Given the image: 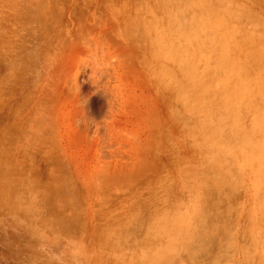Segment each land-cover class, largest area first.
I'll return each mask as SVG.
<instances>
[{
	"label": "rangeland",
	"instance_id": "rangeland-1",
	"mask_svg": "<svg viewBox=\"0 0 264 264\" xmlns=\"http://www.w3.org/2000/svg\"><path fill=\"white\" fill-rule=\"evenodd\" d=\"M12 1L0 0V264H264V118L257 126L247 110L225 136L208 137L197 116L205 108L186 113L169 88L178 64L153 58L169 36L155 23L168 22L163 9L152 12V0ZM195 1L224 14L221 33L233 30L241 62L264 45V0ZM185 56L181 66L195 62ZM204 68L201 79L212 80L215 68ZM229 164L237 180L223 184ZM148 241H160L155 253L143 249Z\"/></svg>",
	"mask_w": 264,
	"mask_h": 264
},
{
	"label": "bare ground",
	"instance_id": "bare-ground-1",
	"mask_svg": "<svg viewBox=\"0 0 264 264\" xmlns=\"http://www.w3.org/2000/svg\"><path fill=\"white\" fill-rule=\"evenodd\" d=\"M3 1V0H2ZM13 1H15V0H13ZM12 1V2H13ZM28 1V0H27ZM30 1V0H29ZM32 1H34V0H32ZM31 1V3H33ZM55 1V0H54ZM144 1V0H143ZM154 3H153V6L151 5V7H153V10H152V12L154 11V9H158V8H160V9H158V12H159V10H162L163 9V11L165 12L164 13V16H166L167 17V23L166 22H164V24H162V23H158L157 21H155V23L156 24H159V27H158V25H157V28L159 29V28H161L162 30H161V33L163 34V33H165V34H167V35H169L168 37H167V35H166V37L167 38H164V40H162L163 42H161V41H159V43L158 42H155V43H158L157 45H159V44H161V47H160V49L161 50H159L160 52H158L157 51V54L159 53V55H157L156 57H153V58H158V57H160V58H162V59H164V60H167L168 62H171V63H174V64H178L177 65V73L180 71V73H178L177 75L175 74V72L172 70V68L168 65V64H164L163 62H161V61H159V62H161L160 63V67H159V69H161L163 66L165 67V69L164 68H162V70H160L161 72H165V70H166V67L167 68H169V70L168 71H171V73H172V71H173V75L175 76H173L174 77V81H171L170 83L171 84H169V86L170 85H172V87H169V88H171V92H173V97H174V99H176V100H180V101H178V103L180 102L181 104H182V106H183V108H184V111L186 112V113H189L188 112V110H191V109H193L195 106H197V105H202L204 108H205V110H203V111H205L206 113H204V114H202V112L203 111H201V112H198L197 113V116H198V118L201 120V122H200V126H208V128L210 129L209 130V133H210V135H208V137L209 136H212L214 133H218V134H221V135H223V136H225L226 134H227V131L229 130V128H230V126L231 125H234L235 126V124L234 123H236V122H238L239 123V121L240 122H242L241 121V119H242V115H245L244 113H246V111L248 110V112L249 113H251L252 115H253V118L255 119V121H254V123H256L255 125H257L258 126V124L257 123H261L262 121L260 120V119H262V118H264V106H258V105H260V103H262L263 104V100H261V97H259L258 96V98H259V100H261V102H259L258 103V105H257V101L255 102V99H257L256 98V95L260 92V91H262V92H264L263 90H264V84L262 83V82H264V70H262V69H260L261 67L259 66V69H256V68H258V66H257V64L259 63V62H264V59H263V57H264V49H262V48H264V45H262V47H259V48H255V49H253L252 51H250V53H247L246 55L247 56H245V52H243L242 51V53L244 54V56L243 55H241L242 56V58L243 57H245L246 59H244V61L246 62V63H243V61L241 62L240 60V58L241 57H238V59H237V55H239L240 54V52H241V50H243V49H241V46H239L240 47V49L238 48V54L235 56V49H233V47L235 48V46L237 45V47H238V44H236V43H232V40H231V37H233V30H232V27H231V30H232V32H231V34H229V38H226V37H224L226 34V29H227V23H225V20H223V19H221L219 16H223L222 14H219L220 12H218V13H216L215 12V14H217V15H212L214 12L212 11V13L209 11V10H206V8L204 9V7L202 6L203 4H201L200 2V4H197L196 6L195 5H190L191 3L192 4H194V3H196V1L195 0H192V1H195V2H192L191 0L189 1L190 2V4L189 3H187L186 1H188V0H184L185 1V3H183L182 1H180V0H160L159 2L158 1H156V0H152ZM202 1V0H201ZM36 2V1H35ZM178 2H180V4H181V2L183 3V4H181L182 5V7H179V6H181ZM198 2V1H197ZM39 3V2H38ZM204 3V2H203ZM7 4V3H6ZM11 3H9V5H10ZM151 4V3H150ZM35 5V4H34ZM155 5V6H154ZM156 5H157V7L158 8H156ZM11 7V6H10ZM51 9V8H50ZM14 10V9H13ZM188 10H193L192 11V13H191V17L188 19V17H186L187 19L185 20V19H182V21H181V19H180V21L181 22H177V25L176 24H174L173 22L175 21V20H177L178 19V17H180V16H177V14H179V15H181V13H183L184 14V17L183 18H185V13H186V11H188ZM4 11V10H3ZM141 11V10H140ZM163 11H160V12H163ZM215 11V10H214ZM155 12V11H154ZM12 13H13V11H12ZM160 13H158V15H157V13H156V15H157V17H158V21H161V19H163V14L161 13L160 15L161 16H163L162 18H160L161 16L159 15ZM166 14V15H165ZM189 14V13H188ZM207 14H211L210 15V17L207 15ZM40 15V14H39ZM38 15V16H39ZM148 15V14H147ZM156 15H152V17H156ZM226 15H231V13L230 14H226ZM46 16V15H45ZM213 16V17H212ZM30 17V16H29ZM34 17H37V15L36 16H34ZM151 17V18H152ZM154 17V18H155ZM156 17V18H157ZM208 17V18H207ZM225 17V16H224ZM32 18H33V16H32ZM181 18V17H180ZM229 18V17H228ZM24 19H26V18H24ZM28 19V18H27ZM38 19V18H37ZM153 19V18H152ZM155 20V19H154ZM164 20V19H163ZM162 20V21H163ZM221 20H223V21H221ZM147 21V20H146ZM145 21V22H146ZM161 21V22H162ZM176 22V21H175ZM228 22V21H227ZM262 22V21H261ZM31 23H32V21H31ZM148 24H149V22H147ZM152 23H154L153 21H152ZM166 23V24H165ZM173 23V24H172ZM229 23V22H228ZM37 24V23H36ZM143 24H144V22H143ZM147 24V25H148ZM225 24H227V25H225ZM235 24V23H234ZM233 24V25H234ZM172 25H174V26H172ZM175 25L177 26V27H175ZM179 25V26H178ZM230 25V24H229ZM262 26H263V24H261ZM260 25V26H261ZM44 26V25H43ZM42 26V27H43ZM142 26V25H141ZM39 27V26H38ZM179 27V28H178ZM226 27V28H225ZM140 28V27H139ZM143 28V27H142ZM147 28V27H146ZM145 28V30H146V33L149 31H147V29ZM153 28V26H151V29ZM173 28H178V29H180V28H182V30H181V33H175L176 31H177V29H176V31H174V29ZM229 28V27H228ZM262 28V27H261ZM39 29V28H38ZM134 30V29H133ZM143 30V29H142ZM154 30H156L155 28L152 30V31H154ZM160 30V29H159ZM221 30H224V35L221 33ZM236 30V29H235ZM234 30V34H235V31ZM239 30V29H238ZM263 30V29H262ZM152 31L151 32H149L148 34H152ZM183 31V32H182ZM261 31V30H260ZM156 32H157V30H156ZM160 32V31H159ZM158 32V34H159V36H158V34H156L155 36L156 37H154V39H156L157 41H158V39H160L161 37H160V33ZM240 32H242V30L240 31ZM239 32V33H240ZM238 33V34H239ZM244 33V32H243ZM248 33L251 35L250 36V38L251 37H253L252 35H254V34H251V32L250 31H248ZM154 34V33H153ZM152 34V37L154 36ZM165 34H164V36H165ZM236 34H237V32H236ZM144 35H146V34H144ZM232 35V36H231ZM241 35V34H240ZM246 35H248V34H246ZM151 36V35H150ZM160 37V38H158V37ZM163 36V37H164ZM26 37V36H25ZM238 37L239 36H237L236 37V40H238ZM147 38H149L148 36H147ZM147 38H145V40H147ZM233 38H235V37H233ZM254 38H256V37H254ZM253 38V39H254ZM261 38H263L262 36H261ZM132 39V38H131ZM154 39L152 38L151 40H153V42H154ZM257 39V38H256ZM161 40V39H160ZM228 40H230L231 41V46H232V48L228 45V44H230V43H228ZM250 40V39H249ZM229 41V42H230ZM235 41V40H234ZM241 41H243V40H241ZM241 41H239V42H241ZM245 41V43H248V41H246V40H244ZM152 42V43H153ZM238 42V43H239ZM47 43V42H46ZM251 43V42H250ZM151 44V43H150ZM154 44V43H153ZM233 44H235L234 46H233ZM241 44H242V42H241ZM240 43H239V45H241ZM254 44V43H253ZM253 44L251 43V45L249 46V47H251V46H253ZM152 45V44H151ZM242 45H245V44H242ZM44 46V45H43ZM247 47H246V49L248 48V45H246ZM156 47V46H155ZM158 47V48H159ZM142 48V47H141ZM243 48V47H242ZM252 48V47H251ZM144 49V48H143ZM155 50H156V48H155ZM154 50V51H155ZM185 55H189V56H191L190 58H191V61H195L193 64H191L190 63V65H189V60L188 61H186V62H183L182 61V66L180 65L181 63H180V60L185 56ZM187 56H185V58L184 59H187V58H189V57H187ZM248 57V58H247ZM189 58V59H190ZM195 59V60H194ZM180 63V64H179ZM184 63H188L187 64V66H186V64L184 65ZM262 63H260V64H262ZM162 64V65H161ZM189 65V66H188ZM201 65V66H200ZM259 65V64H258ZM175 66V65H174ZM199 66L200 67H202V68H200L199 69ZM205 66H213L214 68H215V70H213V71H210V73H209V75L210 74H213L212 76H213V78H212V80H214L215 79V82L217 83L218 81H220L221 82V84L220 83H218L219 85H218V89H219V93H218V91L217 90H214V89H212V90H214V93H216V94H222V92L221 91H223L222 89H223V87H224V93H225V96H224V100L226 99V102L224 103H221L222 101H224L221 97H222V95L220 94V98L222 99H220L221 100V102L219 101V99H218V97L217 98H215V95L216 94H212L213 92L211 91V88L210 89H208L209 88V86H208V84H210V82L212 81V80H210V81H206V80H204V79H201V76H202V72H201V70H208L209 68H204ZM205 71V72H206ZM215 71V72H214ZM213 72V73H212ZM203 73H204V71H203ZM159 74H160V72H159ZM163 75H164V73H162ZM170 73H168V75H164L163 77V80H164V84H165V82H166V79H167V81H168V83H169V80H171L172 78L170 77L169 78V75ZM199 74H201L200 76H199ZM206 74H208V72H206ZM251 74H253V75H251ZM161 75V74H160ZM166 76H168V78L166 77ZM253 76V77H252ZM200 77V78H199ZM253 79H252V78ZM235 79V80H234ZM217 80V81H216ZM253 81V83H251ZM259 81V82H258ZM260 81H261V84L262 85H259V83H260ZM167 82H166V84H168ZM223 83V84H222ZM211 84H212V82H211ZM214 84V83H213ZM212 84V86H214ZM222 87H221V86ZM224 85V86H223ZM217 86V85H216ZM215 86V87H216ZM160 87V86H159ZM222 89H221V88ZM212 88H214V87H212ZM30 89V88H29ZM167 89V88H166ZM174 89V90H173ZM207 89L211 92V94L210 93H207ZM173 90V91H172ZM208 91V92H209ZM216 91V92H215ZM16 93V92H15ZM262 94V93H261ZM14 97V96H13ZM170 97V96H169ZM213 97H214V99H213ZM264 97L262 96V99H263ZM216 99V100H215ZM206 100H207V102H206ZM258 100V99H257ZM204 101L206 102V103H204ZM219 101V102H218ZM22 102V101H21ZM174 103V102H173ZM255 103H256V105H255ZM8 104V103H7ZM169 104V103H168ZM175 104V103H174ZM179 106V105H178ZM172 107H173V109H174V107H175V109H177L176 108V104L175 105H172ZM188 110H187V109ZM170 109H171V107H170ZM172 110V109H171ZM180 111V110H179ZM173 113V112H172ZM175 113H177V111H175ZM184 113V112H183ZM248 113V115H250ZM178 114H179V112H178ZM180 114H182V113H180ZM183 115H185V114H183ZM247 115V114H246ZM187 116V115H186ZM244 117V116H243ZM246 118H247V116H246ZM183 119V118H182ZM198 119V120H199ZM245 119V118H244ZM257 119H259V120H257ZM189 120V119H188ZM191 120H192V117H191ZM190 120V121H191ZM230 120V122H229V126H228V121ZM246 120V119H245ZM181 121V120H180ZM184 121V120H183ZM182 123V122H181ZM188 123H190V122H188ZM190 124H192V123H190ZM237 124V123H236ZM242 124V123H241ZM240 124V125H241ZM245 123H243V125H244ZM194 124H192V126H193ZM243 125H241V126H243ZM246 125V124H245ZM249 125V124H248ZM254 125V124H253ZM254 125V126H255ZM260 125V124H259ZM264 125V124H263ZM189 126V125H188ZM191 126V127H192ZM250 126V125H249ZM236 127V126H235ZM245 127V126H244ZM247 127V126H246ZM261 127H263V126H261ZM260 127V129L262 130L263 128H261ZM190 128V127H189ZM239 128V127H238ZM249 127H247V129H248ZM181 129V128H180ZM193 129H195V128H193ZM249 129H251V128H249ZM248 129V130H249ZM201 130H202V128H201ZM206 130H208V129H206ZM232 130V129H231ZM242 130V129H241ZM185 131H186V129H185ZM233 131H236V132H238V134H239V136H237V137H235V139L236 138H240L241 136V133L239 132L240 131V128H239V130H233ZM250 131V130H249ZM254 131V130H253ZM255 131H259L257 128H256V130ZM208 132H206V133H204V134H209ZM245 133H247V131L245 130V132H244V135H245ZM251 133V132H250ZM264 133V132H263ZM186 134H188L187 132H186ZM198 134V133H197ZM257 134V138H258V133H256ZM259 134H261V133H259ZM37 135V134H36ZM233 135V134H232ZM185 136V135H184ZM243 136V135H242ZM42 137V136H41ZM218 137V136H217ZM251 137V140H252V147H251V150H254V151H256V148H257V146H258V139H256V140H253L252 139V137L253 136H250ZM210 138V137H209ZM224 138V137H223ZM244 138V137H243ZM246 138V137H245ZM248 138V137H247ZM246 138V139H247ZM256 138V137H255ZM190 139V138H189ZM241 139V138H240ZM245 139V140H246ZM244 140V141H245ZM233 141V140H232ZM243 141V140H242ZM260 141V140H259ZM261 141H262V138H261ZM260 141V142H261ZM42 142V141H41ZM202 142V141H201ZM234 142V141H233ZM238 142H239V140H238ZM246 142H248V140H246ZM249 142H250V138H249ZM264 142V141H263ZM33 143V142H32ZM204 143V142H203ZM236 143V142H235ZM242 143V142H241ZM39 144H41V143H39ZM234 144V143H233ZM238 144V143H237ZM243 144V143H242ZM192 145V144H191ZM240 145V144H239ZM239 145H236V146H234V151L236 152L237 151V149H238V147H240ZM244 145V144H243ZM262 145H264V144H262ZM231 146H233V145H231ZM14 147V146H13ZM196 147V146H195ZM242 147V146H241ZM246 147L248 148V146L246 145ZM233 148V147H232ZM231 148V149H232ZM263 147H261L260 149H261V152H260V154H263L264 153V148L262 149ZM14 150H16V149H14ZM232 151V150H231ZM247 151H249V149L247 150ZM260 151V150H259ZM258 151V152H259ZM245 152V151H244ZM252 153H254V152H252ZM251 153V154H252ZM255 154V153H254ZM258 154V153H257ZM239 155V154H238ZM263 156V155H262ZM254 157V156H253ZM260 157H261V155H260ZM212 158L216 161H218L219 160V158H217L216 156H214V155H212ZM175 159V158H174ZM252 159V158H251ZM185 160V159H184ZM23 161V160H22ZM223 161V160H222ZM234 161V160H233ZM220 162V161H219ZM246 162H248V163H250V160L248 161H246ZM253 162V161H252ZM251 162V163H252ZM22 163V162H21ZM223 163V162H222ZM247 163V164H248ZM259 163V162H258ZM244 163H242V165H243ZM253 164V163H252ZM260 164V163H259ZM259 164H257L258 166H259ZM234 165V164H233ZM261 165V164H260ZM249 167V165H246V167ZM262 166L263 167H261L260 169H262V168H264V160H262ZM223 167V168H222ZM233 167V168H232ZM235 166H232V164H229V165H227L226 167H224V166H221V168H222V172H223V174H224V179L222 180V183L224 184L225 182L227 183L228 181H230V180H237V175H236V173H235V168H234ZM238 167V166H237ZM245 167V168H246ZM244 168V167H243ZM252 167H249V169L248 170H246L247 172H250L252 169H251ZM258 168V167H257ZM259 169V168H258ZM257 170V169H256ZM162 171V170H161ZM241 171V170H240ZM237 172H238V170H237ZM243 172H244V170H243ZM258 172H260V171H258ZM166 174V173H165ZM239 174V173H238ZM243 174V173H242ZM259 174V173H258ZM211 175V174H210ZM218 175V174H217ZM216 175V176H217ZM243 176H244V174H243ZM242 176V177H243ZM241 179V178H240ZM244 179V178H243ZM264 181V180H263ZM62 182V181H61ZM170 182V181H169ZM236 182V181H235ZM229 183V182H228ZM63 184V183H62ZM163 184V183H162ZM164 184H166V183H164ZM264 184V183H263ZM232 185V184H231ZM231 187V186H230ZM263 187V186H262ZM159 188V187H158ZM150 190V189H149ZM220 191H221V189H220ZM68 192V191H67ZM200 194V193H199ZM262 194H263V191H262ZM262 194H260V195H262ZM211 195H213V193H211ZM198 196H200V195H198ZM262 196H264V194L262 195ZM64 197V196H63ZM10 199V198H9ZM201 199V198H200ZM200 199H199V201H200ZM221 201H222V199H221ZM212 202H214L213 200H212ZM223 203V202H222ZM260 204H263L264 205V201L261 199L260 200V202H259ZM161 204V203H160ZM67 205V204H66ZM227 205V204H226ZM230 205V204H229ZM263 205H261L262 207H263V209H264V206ZM159 206V205H158ZM250 206V205H249ZM14 207V206H13ZM152 208V207H151ZM157 208V207H156ZM150 209V208H149ZM205 208H203V210H204ZM261 209V208H260ZM262 209V210H263ZM158 211H159V208L157 209ZM156 210V211H157ZM232 211V210H231ZM229 212H230V210H229ZM261 212V211H260ZM200 213V212H199ZM232 213V212H231ZM262 213V212H261ZM156 214V213H155ZM160 214V213H159ZM163 214V213H162ZM200 214H204V211H202V213H200ZM263 214V213H262ZM231 215V214H230ZM206 216V215H205ZM263 216V215H262ZM156 217H158V216H156ZM264 217V216H263ZM62 218V217H61ZM199 218H201V215H200V217ZM150 219V218H149ZM204 219V218H203ZM206 219V218H205ZM210 219V218H209ZM264 219V218H263ZM259 220H260V217H259ZM198 221H200V220H198ZM202 221V220H201ZM207 221V220H206ZM261 221V220H260ZM62 223H63V221H62ZM65 223V222H64ZM150 223H154V222H150ZM150 223H149V225H150ZM159 223H161V222H159ZM207 223V222H206ZM206 223L204 222V223H202V225L200 226V231L199 232H201L200 234H202L203 232H204V234H205V236H206V234L207 233H209L207 230H205L206 229ZM264 223V222H263ZM198 224H199V222H198ZM261 224V223H260ZM151 226V225H150ZM149 226V227H150ZM153 226V225H152ZM208 226V225H207ZM157 227V226H156ZM160 228H162V227H160ZM209 228V227H208ZM202 229V230H201ZM224 229V228H223ZM151 230H153L152 228H151ZM220 231V230H219ZM220 232H222V231H220ZM223 232H225V230L223 231ZM222 232V233H223ZM227 233V232H226ZM148 234H150V233H148ZM228 234H232V233H229V231H228ZM227 234V235H228ZM224 235V234H223ZM203 237H202V239H201V241H203V239L205 238L204 237V235H202ZM261 236H262V234H261ZM222 237V236H221ZM224 237H226V234H225V236H223L222 238H224ZM233 237H234V234H233ZM233 237H231V235H230V243H233L232 241H231V239L233 238ZM195 238V237H194ZM200 238V237H199ZM214 238H215V236L213 237V239L212 238H210V239H212L213 241H214ZM221 238V241L223 242V239ZM245 238V237H244ZM248 238V237H247ZM193 239V238H192ZM196 239V238H195ZM195 239H193V240H195ZM226 240H228V238H225ZM243 239V238H242ZM191 240V239H190ZM212 240H210L211 242L210 243H212L213 241ZM152 242H154V243H156L155 241H152ZM151 241H148V243L147 244H145L144 245V247H143V249L145 250V251H148V252H150V253H153L156 249H157V246H159V245H155L154 243H152ZM160 241H157V243L156 244H158ZM245 242V241H244ZM250 242V241H249ZM195 243H197V242H195ZM205 243V242H204ZM208 243V242H207ZM206 243V244H207ZM209 243V244H210ZM229 243V244H230ZM201 244H202V242H201ZM248 244V243H247ZM114 245V244H113ZM213 245H214V243H213ZM228 245V244H227ZM211 246V245H210ZM220 246V245H219ZM224 246V245H223ZM226 246V245H225ZM224 246V247H225ZM228 246H231V244L230 245H228ZM249 246V245H248ZM264 246V245H263ZM221 247H222V244H221ZM227 247V246H226ZM225 247V248H226ZM220 248V247H219ZM223 248V247H222ZM224 248V249H225ZM235 248V247H234ZM249 248V247H248ZM255 248V247H254ZM220 250H223V249H220ZM153 251V252H152ZM200 251H202V250H200ZM203 251H204V249H203ZM224 251V250H223ZM155 253V252H154ZM200 253V252H199ZM202 253H204V252H202ZM210 253V252H209ZM224 253V252H223ZM158 254V253H157ZM196 254V253H195ZM221 254V253H220ZM220 254H218L219 255V257H220ZM150 256V255H149ZM224 256V255H223ZM154 257V256H153ZM152 257V258H153ZM217 257V256H216ZM219 257H218V260H219ZM214 258V257H213ZM225 258V257H224ZM228 258V257H227ZM162 259V258H161ZM200 259V258H199ZM226 259V258H225ZM233 259V258H232ZM146 260V259H145ZM231 260V259H230ZM212 261H213V259H212ZM211 261V262H212ZM227 261V260H226ZM143 262V261H142ZM141 262V263H142ZM154 262H156V260L154 261ZM153 262V263H154ZM208 262V261H207ZM221 262H223V261H221ZM229 262V261H228ZM227 262V263H228ZM231 262V261H230ZM229 262V263H230ZM94 263V262H93ZM146 263H147V260H146ZM163 263V262H162ZM209 263H210V261H209ZM215 263V262H214ZM220 263V262H219ZM225 263V262H224ZM148 264V263H147ZM157 264V263H156ZM198 264H200V263H198ZM203 264V263H202ZM216 264V263H215ZM221 264H223V263H221ZM226 264V263H225Z\"/></svg>",
	"mask_w": 264,
	"mask_h": 264
}]
</instances>
